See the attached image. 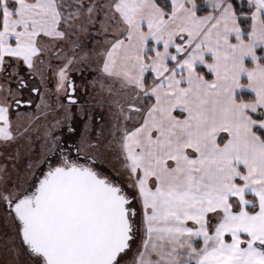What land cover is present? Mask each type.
I'll return each mask as SVG.
<instances>
[{
    "label": "snow or ice",
    "instance_id": "6c2138e0",
    "mask_svg": "<svg viewBox=\"0 0 264 264\" xmlns=\"http://www.w3.org/2000/svg\"><path fill=\"white\" fill-rule=\"evenodd\" d=\"M0 264H264V0H0Z\"/></svg>",
    "mask_w": 264,
    "mask_h": 264
},
{
    "label": "rangeland",
    "instance_id": "374dc122",
    "mask_svg": "<svg viewBox=\"0 0 264 264\" xmlns=\"http://www.w3.org/2000/svg\"><path fill=\"white\" fill-rule=\"evenodd\" d=\"M87 51L88 48L95 46V41H87L85 40ZM71 76L77 81L80 86V80L85 82V86L83 92L79 93L78 103L75 105H68L67 101L64 99L63 93L60 95L61 102L64 103V109L61 110V114L64 113L65 110L69 113L70 119L67 121L66 126L61 129H57V133L62 136L64 140L67 141L68 146L72 147L73 142L78 140L82 131L87 134L91 132L93 128L99 129L101 127L106 126V122L108 121L109 114L106 111L107 109V92H100L98 87L93 86L92 81L95 79V73L93 68H87L83 71V74L79 70H73ZM37 85L40 86L41 92H53L54 88V78H50L47 85L40 83L39 75H37L35 81ZM54 94V92H53ZM25 96L28 97L29 93L25 91ZM31 99L33 100V104H40L41 99L39 94H31ZM34 110V109H32ZM97 116H100L101 119L96 120ZM52 119L51 116L48 118ZM94 121V122H93ZM45 122L43 119L37 121V125H41L38 127L37 131L33 132V136L39 137L36 140L37 149L43 143V135H44V127L42 126ZM75 123L79 124L80 131L76 132L75 129L73 132H69L67 130V125H71L72 128H75ZM36 127V126H34Z\"/></svg>",
    "mask_w": 264,
    "mask_h": 264
},
{
    "label": "flooded vegetation",
    "instance_id": "af4514ba",
    "mask_svg": "<svg viewBox=\"0 0 264 264\" xmlns=\"http://www.w3.org/2000/svg\"><path fill=\"white\" fill-rule=\"evenodd\" d=\"M72 78H73V77H72ZM73 79H74V78H73ZM74 80H75V79H74ZM75 83H76V85H77V90H76V93H75V95H74V98L78 101V96H77V95H78L79 93L83 92V90H85V89H84V86H85L84 83H85V82H84V81L82 82V81L80 80V86L78 85V83H77L76 80H75ZM85 87H86V86H85ZM53 92H55V90H53ZM53 92H52V93H53ZM77 103H78V102H77ZM77 103H76V104H77ZM100 119H101V117H100V116H97L96 120L99 121ZM93 122H94V121H93ZM74 129H75L76 132H78V131L81 130L80 127H79V124H78V123H75V128H74Z\"/></svg>",
    "mask_w": 264,
    "mask_h": 264
},
{
    "label": "trees",
    "instance_id": "16d2710c",
    "mask_svg": "<svg viewBox=\"0 0 264 264\" xmlns=\"http://www.w3.org/2000/svg\"><path fill=\"white\" fill-rule=\"evenodd\" d=\"M238 2H240V0H238ZM199 14H200V15H203V14H206V13H203V12H202V13H199Z\"/></svg>",
    "mask_w": 264,
    "mask_h": 264
},
{
    "label": "crops",
    "instance_id": "0c3cea01",
    "mask_svg": "<svg viewBox=\"0 0 264 264\" xmlns=\"http://www.w3.org/2000/svg\"><path fill=\"white\" fill-rule=\"evenodd\" d=\"M204 15V14H203Z\"/></svg>",
    "mask_w": 264,
    "mask_h": 264
}]
</instances>
